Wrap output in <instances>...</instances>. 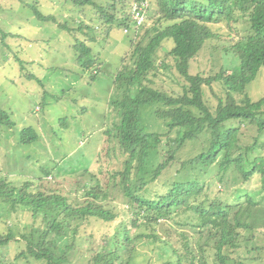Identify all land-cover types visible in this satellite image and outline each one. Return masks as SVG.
Returning a JSON list of instances; mask_svg holds the SVG:
<instances>
[{
	"label": "rangeland",
	"instance_id": "374dc122",
	"mask_svg": "<svg viewBox=\"0 0 264 264\" xmlns=\"http://www.w3.org/2000/svg\"><path fill=\"white\" fill-rule=\"evenodd\" d=\"M94 1V4L80 6L71 0H0V107L15 121L12 127L0 124V177L19 187L31 182L30 191L57 189L67 194L76 206L86 201L84 184L99 181L108 189L106 204L116 211L117 218L111 222L78 219L73 223L77 226L76 232L71 230L67 237L61 238L54 232L46 235L47 225L34 219L31 211L0 203V234L13 236L8 244H0V264H46L45 260L38 261L29 253L26 237L34 243L44 237L56 240L57 252L67 251V264H95L94 256L106 250L104 246L123 221L132 234L139 229L132 223L135 216L128 209L121 187L110 178L114 171L123 167L126 155L114 137L115 130L114 136L107 131L112 130L120 119L119 108L111 102L121 98L123 93V87L115 81L117 73L124 63L133 66L130 55L136 43L140 40L143 44L148 43L163 24L159 21L154 0ZM139 5L146 14L137 18L134 10ZM35 8L45 16L53 15L56 20L39 19ZM66 24L72 32L62 27ZM209 25L218 36L191 61L190 73L211 76L225 69V74H229L237 64L233 46L246 33L247 23L241 19L233 23V29L227 22ZM91 36L92 41L89 40ZM82 38L93 47L96 63L92 68L87 69L76 60L74 45ZM173 46L172 39L163 42L149 79L153 81L152 87L178 96L183 94L188 82L169 55ZM123 58H126L124 62ZM204 92L205 101L213 111L228 94L221 81L212 86L205 85ZM234 96L238 102H243L246 96L253 101L263 97L264 67L242 94ZM151 107H144V111L147 109L143 113L144 120L151 125L150 130L165 131L164 122L153 114V109H148ZM241 126L245 143H253L261 134L256 126L247 122ZM28 127H33L39 137L25 143L21 140L22 130ZM207 139L203 135L199 142L187 143L172 167L149 192L164 191V183L169 184L177 177L181 162L197 155ZM259 144L262 146L258 155L264 158V134L260 136ZM107 145L113 147L110 156L104 152ZM216 168L213 166L208 174H195L192 178L199 181L198 202L214 198L231 201L237 187L261 197L260 175L240 186L234 171H229L222 180ZM180 174L185 176V172ZM174 217L176 222L169 220L167 224L158 225L156 232L177 249L183 240L180 232L189 234L191 241H196L198 228L190 223L191 218L197 217L196 213L181 208L174 212ZM254 217L256 220L252 223H256L257 229L249 232V236L254 234V239L247 243L242 241L243 246L232 255L245 264H264V202L255 208ZM140 230L152 231L144 226ZM131 247H122L123 259H128ZM24 251L29 259L19 257ZM166 251L159 243L146 244L140 239L135 248L134 263L167 264L175 256ZM213 254L214 249H209L210 261Z\"/></svg>",
	"mask_w": 264,
	"mask_h": 264
},
{
	"label": "trees",
	"instance_id": "16d2710c",
	"mask_svg": "<svg viewBox=\"0 0 264 264\" xmlns=\"http://www.w3.org/2000/svg\"><path fill=\"white\" fill-rule=\"evenodd\" d=\"M71 1L80 6L95 3L94 0ZM154 2L163 26L148 43L143 44L141 40L136 43L130 55L133 66L124 63L117 73L115 81L123 87V93L121 98L111 102L119 108L120 119L112 130L107 131L112 135L115 130V136H112L117 138L120 150L126 155L123 167L114 171L110 178L116 186L121 187L128 209L135 216L132 223L139 229L132 234L123 221L104 246L106 250L94 256V263L135 264V248L142 239L143 243H159L166 252L171 251L175 259L167 264H245L237 261L232 254L243 246L242 241L247 243L254 239V234L249 236V232L257 229L256 223H252L256 220L255 208L264 202V158L258 155L262 146L259 144L260 136L264 134V96L257 101L246 96L243 102H238L234 95L242 94L264 67V0ZM35 14L41 20H56L53 15H43L37 8ZM241 19L246 21L247 28L233 46L237 64L231 73L225 74V69L211 76L190 73L191 61L210 40L218 36L209 24L227 22L233 29V23ZM62 27L72 32L67 24ZM167 39L174 41L169 55L188 82L183 94L178 96L152 87L153 81L149 79V72L156 66L158 49ZM89 40L94 39L91 36ZM74 48L76 60L85 68H92L96 63L92 45L82 38L77 40ZM125 60L123 58V62ZM219 81L223 82L228 94L213 111L205 101L204 86H212ZM145 106H152L148 109H153V114L164 122L165 131L150 130L151 125L143 118V113L147 112V109L144 111ZM246 122L256 126L261 133L253 143L244 141L241 125ZM0 124L9 127L15 125L8 111L2 107ZM203 135L208 138L207 143L203 142L202 150L197 155L181 162L175 180L164 183V191L150 193L149 189L172 167L181 149L187 143L199 142ZM38 137L33 127L22 130L21 140L25 143L36 141ZM112 150L113 147L107 145L104 152L110 156ZM213 166L217 167L218 177L222 180L229 171H234L240 180L239 185L260 175L261 197L253 191L237 187L231 201L214 198L198 202L201 194L199 181L192 178L195 174H208ZM181 172H185V176ZM93 177L95 179L96 175ZM87 184H84L86 201L76 206L67 194L57 189L30 191L31 182L19 187L0 177V203L31 211L34 219L47 225L46 235L54 232L63 238L71 230L76 232L77 226H73V223L78 219L95 218L111 222L117 218L116 211L106 204L109 197L107 187L95 180ZM181 208L196 213L197 217L194 220L191 218L190 223L198 228L199 236L193 242L189 234L180 232L183 240L177 249L156 232V227L167 224L169 220L176 222L174 212ZM260 218L263 219V216ZM143 226L152 231L140 230ZM12 238V235L5 237L0 234V244H8ZM26 241L29 253L38 261L45 260L46 264L69 262L67 251L61 254L57 252L56 240L44 237L34 243L26 237ZM125 246H132L128 259L122 258V247ZM209 249H214L212 261L208 256ZM19 257L30 258L25 251Z\"/></svg>",
	"mask_w": 264,
	"mask_h": 264
},
{
	"label": "built area",
	"instance_id": "2783aa9c",
	"mask_svg": "<svg viewBox=\"0 0 264 264\" xmlns=\"http://www.w3.org/2000/svg\"><path fill=\"white\" fill-rule=\"evenodd\" d=\"M134 12L137 14V18H139L141 15L144 16L146 14V11L142 8V6H137V8L134 10Z\"/></svg>",
	"mask_w": 264,
	"mask_h": 264
}]
</instances>
